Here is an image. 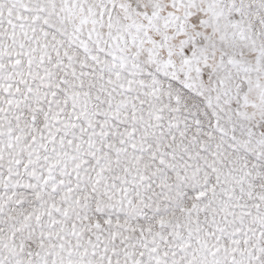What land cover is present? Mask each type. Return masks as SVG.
Wrapping results in <instances>:
<instances>
[{"label":"snow or ice","instance_id":"6c2138e0","mask_svg":"<svg viewBox=\"0 0 264 264\" xmlns=\"http://www.w3.org/2000/svg\"><path fill=\"white\" fill-rule=\"evenodd\" d=\"M0 264H264V0H0Z\"/></svg>","mask_w":264,"mask_h":264}]
</instances>
